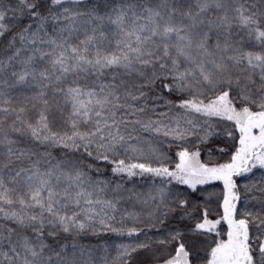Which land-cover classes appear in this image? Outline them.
<instances>
[{
	"label": "snow or ice",
	"instance_id": "snow-or-ice-1",
	"mask_svg": "<svg viewBox=\"0 0 264 264\" xmlns=\"http://www.w3.org/2000/svg\"><path fill=\"white\" fill-rule=\"evenodd\" d=\"M0 264H264V0H0Z\"/></svg>",
	"mask_w": 264,
	"mask_h": 264
},
{
	"label": "trees",
	"instance_id": "trees-1",
	"mask_svg": "<svg viewBox=\"0 0 264 264\" xmlns=\"http://www.w3.org/2000/svg\"><path fill=\"white\" fill-rule=\"evenodd\" d=\"M192 139H195V137H192ZM201 159L204 161H209V159H211L213 162L219 161V162H224L227 157L226 156H220L219 154H216L214 156H212L211 158L205 153L202 152V156ZM103 174L104 177L109 178V179H113L116 180L118 179L117 177L112 176L111 171H110V166L105 165L103 168ZM262 172L260 170H256V175L255 177H242L238 180V183H246L249 179H259L261 176ZM138 181L137 187H139V184L142 183V179L141 178H135ZM126 186H130V185H126ZM215 188L217 191L220 190L221 186L219 184V182H216ZM125 207H128L129 210H133L130 204H125ZM103 240H108L109 242L115 241V242H119L120 238L115 237L114 235H106L102 238ZM85 243H88L89 241L87 239H85L84 241ZM97 242V238L93 237L91 238V243L94 245Z\"/></svg>",
	"mask_w": 264,
	"mask_h": 264
}]
</instances>
